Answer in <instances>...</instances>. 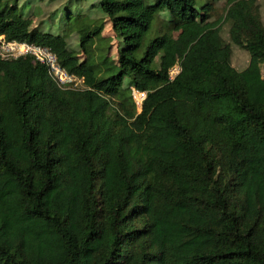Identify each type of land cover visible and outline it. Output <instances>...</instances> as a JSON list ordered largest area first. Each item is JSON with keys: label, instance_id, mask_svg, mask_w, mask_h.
Returning <instances> with one entry per match:
<instances>
[{"label": "trees", "instance_id": "1", "mask_svg": "<svg viewBox=\"0 0 264 264\" xmlns=\"http://www.w3.org/2000/svg\"><path fill=\"white\" fill-rule=\"evenodd\" d=\"M98 6L116 61L90 54L105 19L76 18L75 52L0 0L5 40L48 47L82 78L61 85L30 54L0 57V264H264L258 0L225 3L243 69L211 0Z\"/></svg>", "mask_w": 264, "mask_h": 264}, {"label": "rangeland", "instance_id": "2", "mask_svg": "<svg viewBox=\"0 0 264 264\" xmlns=\"http://www.w3.org/2000/svg\"><path fill=\"white\" fill-rule=\"evenodd\" d=\"M70 1V2H69ZM69 2V3H68ZM226 0H211L212 10L210 11V21H218V26L222 37L230 45L231 64L236 69H243L249 59L248 52L245 49L235 45L229 36V24L223 20ZM259 13L264 24V0H258ZM18 5L21 7L22 13L28 19L30 28L34 26L40 27L42 30L51 31L54 33H64L67 35L69 47L75 52H80L78 46V35L75 31L78 28L76 18L79 15L88 14L92 18H103L102 38H97L95 46L91 48L90 54L106 56L110 61L117 60V45L118 39L115 37L110 22L104 16L98 6V0H18ZM71 13L70 26L68 27V14ZM84 16V15H82ZM161 16L166 17L167 13L162 12ZM65 21V30H64ZM177 32L172 33L174 39ZM78 59L81 61L86 55L77 53ZM262 76L264 77V64L261 65ZM174 71H171V74ZM139 94V95H138ZM140 93H135L134 99L137 100ZM138 110H140L137 104Z\"/></svg>", "mask_w": 264, "mask_h": 264}, {"label": "built area", "instance_id": "3", "mask_svg": "<svg viewBox=\"0 0 264 264\" xmlns=\"http://www.w3.org/2000/svg\"><path fill=\"white\" fill-rule=\"evenodd\" d=\"M29 54L34 57L35 61L44 64L47 67L49 75L59 84L65 86L70 84L73 85V87H77V85H80L82 82L81 79L69 74L59 65L55 53L50 48L26 41L5 40V38L0 35L1 59H13ZM135 93H140L139 99H134L136 104L140 105L145 94L133 91V97H135Z\"/></svg>", "mask_w": 264, "mask_h": 264}, {"label": "clouds", "instance_id": "4", "mask_svg": "<svg viewBox=\"0 0 264 264\" xmlns=\"http://www.w3.org/2000/svg\"><path fill=\"white\" fill-rule=\"evenodd\" d=\"M171 71H174V73L171 74ZM178 72H179V67H178V66H174V67H172V68L170 69V71H169V77L172 79V78H173ZM79 79L82 80V78H79ZM135 92H138V91H135ZM142 93L145 94V92H142ZM139 107H140V105H139Z\"/></svg>", "mask_w": 264, "mask_h": 264}]
</instances>
